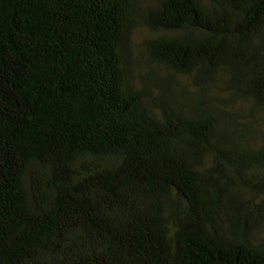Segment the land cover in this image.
Returning a JSON list of instances; mask_svg holds the SVG:
<instances>
[{
  "label": "trees",
  "instance_id": "obj_1",
  "mask_svg": "<svg viewBox=\"0 0 264 264\" xmlns=\"http://www.w3.org/2000/svg\"><path fill=\"white\" fill-rule=\"evenodd\" d=\"M255 110L264 0H0V264H264Z\"/></svg>",
  "mask_w": 264,
  "mask_h": 264
},
{
  "label": "rangeland",
  "instance_id": "obj_2",
  "mask_svg": "<svg viewBox=\"0 0 264 264\" xmlns=\"http://www.w3.org/2000/svg\"><path fill=\"white\" fill-rule=\"evenodd\" d=\"M152 36L153 35L150 32H148L147 30L142 29V28L137 29L134 33V39H133V44H132V46H133L132 56L137 61V63H139L138 67L135 65V72H134L135 78H134V80L139 76L140 73H143L144 72L143 69H146V67H147L145 64L146 60H145V56L143 53V45ZM178 80L180 83H186L185 82L186 80H184L182 78H178ZM242 106H243L244 110L247 109V105H242ZM251 114L253 115V118H256V122L258 121L260 123V121H261L260 113L255 110V111H252ZM249 118H250V115H249ZM256 122H253V123H256ZM258 122H257L256 127L258 128V130H260V128H261V130H263V132H262V134L257 132V135H256L257 138L255 139V141L257 143H261V141L264 139V125L262 124V127H259Z\"/></svg>",
  "mask_w": 264,
  "mask_h": 264
}]
</instances>
